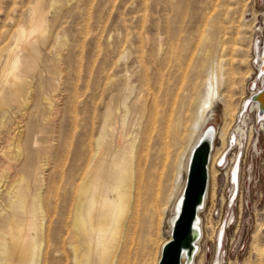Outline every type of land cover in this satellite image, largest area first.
I'll return each instance as SVG.
<instances>
[{
	"label": "rangeland",
	"instance_id": "obj_1",
	"mask_svg": "<svg viewBox=\"0 0 264 264\" xmlns=\"http://www.w3.org/2000/svg\"><path fill=\"white\" fill-rule=\"evenodd\" d=\"M37 1L0 0V50L14 46L17 29L26 25L31 6ZM179 1L181 6L176 9ZM42 7L47 18L45 32L35 34L29 43L18 44L19 49L15 47L19 55L15 73L27 86L21 97L23 104H7V117L0 119V153L15 150L8 140L23 126L29 150L48 161L43 197L47 214L50 211L48 215L55 222L51 225L47 264H74L64 231L69 182L74 174L83 173L90 155L106 102L108 72L127 75L137 89L132 99L142 91L149 94L145 105L141 100L137 103L140 109H147L140 131L134 132L128 125L126 133L134 132L132 137H137L135 153L142 174H151V182L163 181L162 190L166 191L158 214L153 215L152 235L143 228L142 232L130 229L125 236L122 264L157 263L170 233L167 217L171 216L173 198L168 191L171 187L175 194L183 181L179 164L201 121L211 114L206 128L217 131L214 160L209 163L206 201L199 215L200 250L193 264H264V130L254 125V114L244 127V150L233 146L223 154L257 74L256 50L264 44V0H42ZM5 57L3 52L0 80ZM2 85L0 81V88ZM166 87L183 94L181 114L188 118V132L180 154L168 141L160 144L156 137ZM211 87L218 95L212 108L203 112L201 107ZM153 97L160 106L156 114ZM47 102L52 104V115L48 114ZM24 104L31 116L21 117ZM115 126L118 128V123ZM221 135L225 137L222 140ZM60 215L63 218L57 222Z\"/></svg>",
	"mask_w": 264,
	"mask_h": 264
},
{
	"label": "bare ground",
	"instance_id": "obj_2",
	"mask_svg": "<svg viewBox=\"0 0 264 264\" xmlns=\"http://www.w3.org/2000/svg\"><path fill=\"white\" fill-rule=\"evenodd\" d=\"M180 6L179 1L176 9H179ZM29 17L26 25L17 29L14 46L0 50V60L3 58V52L6 53L3 69L1 68L2 76L0 81H2L3 85L0 88V119L7 117V104L10 105L9 103L12 102L19 103V106L23 104V102L21 103V97L26 89L27 82L22 76H18L15 73L19 60L15 47L17 46L18 48V44L29 43L35 34L45 32L47 18L43 12L42 0H38L31 6ZM256 51H258L256 54L257 74L251 82L252 85L249 87V94L251 95L256 94L264 86V73L262 75L258 74L261 66L264 68V44L262 49L259 47ZM206 58L207 55L204 56V60ZM199 73L200 70H197L196 75L199 76ZM104 86L106 102L99 119L96 135L92 140L93 143L89 150L90 155L85 162L84 168L82 167L83 173L74 174L69 182L70 201L69 203L67 201L68 211L65 215L64 231L67 235L74 264H116L118 262L122 264L123 256H125V251L123 250L126 248L127 239L125 236H127L130 229H138L142 232L143 228H148L147 233L150 236L152 235L155 229V225L152 222L153 215L158 214L160 202L166 194V191L162 190L163 181L157 179V183L155 181L151 182L148 180L151 174H142L135 153L137 149L135 138L137 137H132L134 132L140 131L145 111L147 110L137 107V103L141 100L145 105L150 99H148L149 94L142 91L143 94L138 93L137 97L132 99L131 96L136 95V87L129 81L127 75L119 76L115 72H108L105 75ZM173 89L174 87H166L163 95H161L163 100V107L160 109L162 121L160 127L157 128L156 137L160 144L163 141L164 143L168 141V145L176 148V151L180 154L185 141L184 138L188 132L186 128L188 118L186 114H183V116L181 114L183 94L180 91V94L177 93V90L174 92L175 89ZM195 90V85H193L192 91L194 92ZM25 92L27 93V90ZM217 93L213 87H211V91L208 90L207 98L201 107L203 112L212 108L218 95ZM150 94L152 95V93ZM38 99L40 102V98ZM152 102L156 114L158 113V107H160L156 97H153ZM248 104V107L246 104L241 106L237 121L229 136L228 148L224 150L223 154L231 150L233 146L235 147L233 149L237 151L238 149L239 151L243 149V140L246 138L247 131L244 127L247 125L250 115L254 114V125L258 129L264 130V116H257L258 104L256 102H249ZM24 105L22 114L20 112L21 117L31 116V111L28 110L29 107L27 108L28 105ZM46 107L48 114L52 115V104L47 102ZM187 111L190 113L189 107ZM212 116L211 114L201 121L195 138L189 146L181 164H179L184 172V178L186 177L187 166L189 165L190 153L202 135H204L206 124L212 119ZM43 121L46 122L44 119ZM198 122H195L194 126ZM117 123L118 128L115 126ZM128 125H132L134 129V132L129 135L126 133V130L129 128ZM27 127L29 128L30 126ZM18 129L20 130L16 131L13 137L8 140L10 141L8 144L14 146L15 150H9L4 153L1 151L0 153V165L4 166L3 169H0V264H47V247L52 240L53 231L51 225L55 222L53 218L49 217L50 211L49 215L47 214L46 209H48V206L43 197V191L48 184H46V177L44 176L48 161L44 157L34 156V152L29 150L27 146L25 129L23 130V126ZM216 133L217 131L212 128L206 134L209 139L212 138V149ZM44 137L47 139L46 136ZM49 148L50 145L44 148L46 153ZM167 148L169 147L167 146ZM213 150L210 153L209 163L214 160ZM209 163L208 177L209 169L211 168ZM231 172L232 182L235 184L236 171L233 169ZM184 178L183 181L181 179V184L175 194L172 193L171 187L168 191L170 198H173L169 210L171 216L167 217L169 228L178 209V202L185 184ZM47 189L49 190V188ZM51 209L53 210V208ZM201 211L197 215L199 239L194 247L196 252L193 256V261L200 250L201 220L199 215ZM51 215L53 214L51 213ZM62 218L60 215L56 219L57 222L61 221ZM146 223H149L148 226H145ZM184 260L185 257L182 258V264ZM193 261L191 264H193Z\"/></svg>",
	"mask_w": 264,
	"mask_h": 264
},
{
	"label": "water",
	"instance_id": "obj_3",
	"mask_svg": "<svg viewBox=\"0 0 264 264\" xmlns=\"http://www.w3.org/2000/svg\"><path fill=\"white\" fill-rule=\"evenodd\" d=\"M264 73L261 66L259 75ZM249 102H256L258 105V117L264 116V86L250 96ZM208 127L204 135L193 147L187 166V172L183 191L179 199L178 209L175 212L173 222L170 225L169 239L163 244L157 264H191L196 252L195 244L199 239L198 235V212L203 209L207 185H208V163L212 149V138L206 136ZM223 226L219 230L217 247H221V237Z\"/></svg>",
	"mask_w": 264,
	"mask_h": 264
}]
</instances>
